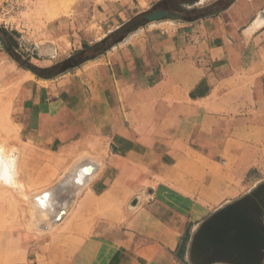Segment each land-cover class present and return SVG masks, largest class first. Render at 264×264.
I'll return each mask as SVG.
<instances>
[{"label": "crops", "instance_id": "crops-1", "mask_svg": "<svg viewBox=\"0 0 264 264\" xmlns=\"http://www.w3.org/2000/svg\"><path fill=\"white\" fill-rule=\"evenodd\" d=\"M47 22L9 58L0 190L26 207L0 264H187L264 152V0H75Z\"/></svg>", "mask_w": 264, "mask_h": 264}, {"label": "rangeland", "instance_id": "rangeland-1", "mask_svg": "<svg viewBox=\"0 0 264 264\" xmlns=\"http://www.w3.org/2000/svg\"><path fill=\"white\" fill-rule=\"evenodd\" d=\"M74 2L75 0H0V68H3L0 69V145L5 154L12 153L11 150L10 152L5 149V144L9 143L12 135V127L9 121L11 107L5 88L11 79L13 68L9 58H17L26 65V60L21 59L24 48L22 36L33 37L47 34V21L58 17L62 12H66ZM260 155L258 166L251 168L245 174L240 195L224 205L219 211L209 215L200 224L188 248L187 264H235L232 258L237 254L226 251L223 247L214 248L203 244L197 246L194 243L195 237L203 225L216 217L217 221L219 220L221 223L233 222L238 227L241 224H247L246 228L243 229L245 234L251 232L255 237L261 236L264 240V152ZM14 157L15 154H13ZM0 187L13 188L14 192L16 188V186L9 184H0ZM0 195L1 208H17L18 210V213L13 216L0 215V224L4 225L12 221L18 224L20 229L25 221L24 216H21L26 207L25 203L11 199L10 191L6 189L0 190ZM17 195L25 198L20 193ZM35 204V207L38 206L37 208L40 209L47 206L43 200H39ZM248 224H253L255 230L253 231ZM248 228H250L249 231ZM234 234V228L228 230L229 236ZM5 254L10 258L12 251L7 249ZM259 260V264H264V251H262ZM0 262L2 261L0 260Z\"/></svg>", "mask_w": 264, "mask_h": 264}, {"label": "water", "instance_id": "water-1", "mask_svg": "<svg viewBox=\"0 0 264 264\" xmlns=\"http://www.w3.org/2000/svg\"><path fill=\"white\" fill-rule=\"evenodd\" d=\"M166 12H156L150 14L147 18L151 21L162 19L167 17ZM233 221V220H232ZM221 223L217 221V217L209 220L203 225L200 231L197 233L194 243L198 245H206L216 247H223L226 251L233 252L234 254H242L245 252L241 250L242 245H250L257 240V237L252 235V233L245 234V230L238 229L233 222ZM231 228L235 229V234L233 236L228 235V230ZM249 231V229H248Z\"/></svg>", "mask_w": 264, "mask_h": 264}, {"label": "bare ground", "instance_id": "bare-ground-1", "mask_svg": "<svg viewBox=\"0 0 264 264\" xmlns=\"http://www.w3.org/2000/svg\"><path fill=\"white\" fill-rule=\"evenodd\" d=\"M13 162H14L13 161V154L12 153L11 154H9V153L5 154V151L3 150L2 146L0 145V184H3V185L9 184L12 186H17V181L15 178L16 174L14 175V170H13ZM238 229H241V228H238ZM260 237L261 236H257L256 241H254L250 245H247L248 250L245 251V252H247V255H249L250 251L253 250V248L255 247V245L257 243H260V241H258V240H260ZM245 252H243L242 255H244Z\"/></svg>", "mask_w": 264, "mask_h": 264}, {"label": "flooded vegetation", "instance_id": "flooded-vegetation-1", "mask_svg": "<svg viewBox=\"0 0 264 264\" xmlns=\"http://www.w3.org/2000/svg\"><path fill=\"white\" fill-rule=\"evenodd\" d=\"M245 225V226H244ZM252 227V230H255V227H253L251 224H248ZM244 228H243V227ZM247 226V224H241L239 226V228L241 229H245ZM250 230V228H248ZM264 238V237H263ZM260 243H257L255 245V247L253 248L252 251H250L249 255H247V252L244 253V255L242 254H237V256H234L232 259L235 261V264H259V257L262 253V251H264V240L260 237ZM252 244V243H251ZM242 249L244 251L248 250V246L247 245H242Z\"/></svg>", "mask_w": 264, "mask_h": 264}, {"label": "trees", "instance_id": "trees-1", "mask_svg": "<svg viewBox=\"0 0 264 264\" xmlns=\"http://www.w3.org/2000/svg\"><path fill=\"white\" fill-rule=\"evenodd\" d=\"M225 2H228V1H230V0H224Z\"/></svg>", "mask_w": 264, "mask_h": 264}]
</instances>
